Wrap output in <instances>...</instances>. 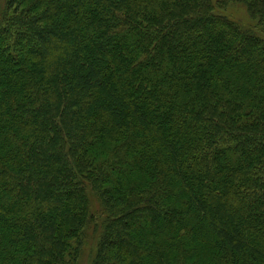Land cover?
<instances>
[{
  "label": "trees",
  "instance_id": "obj_1",
  "mask_svg": "<svg viewBox=\"0 0 264 264\" xmlns=\"http://www.w3.org/2000/svg\"><path fill=\"white\" fill-rule=\"evenodd\" d=\"M91 196V264H264V0H0V264H76Z\"/></svg>",
  "mask_w": 264,
  "mask_h": 264
},
{
  "label": "rangeland",
  "instance_id": "obj_2",
  "mask_svg": "<svg viewBox=\"0 0 264 264\" xmlns=\"http://www.w3.org/2000/svg\"><path fill=\"white\" fill-rule=\"evenodd\" d=\"M228 18L242 24L245 26L254 25L253 22L248 17V14L243 5L234 4L227 8L220 10ZM91 211L95 215V224L90 225L85 232L83 239L81 253L77 259L76 264H91L96 248V239L99 234L100 223H101V210L98 200L95 197L90 198Z\"/></svg>",
  "mask_w": 264,
  "mask_h": 264
}]
</instances>
